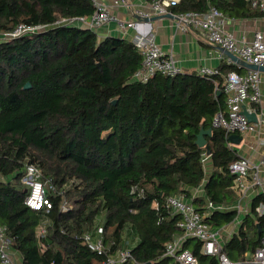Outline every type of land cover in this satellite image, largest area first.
Returning <instances> with one entry per match:
<instances>
[{
  "label": "trees",
  "instance_id": "obj_1",
  "mask_svg": "<svg viewBox=\"0 0 264 264\" xmlns=\"http://www.w3.org/2000/svg\"><path fill=\"white\" fill-rule=\"evenodd\" d=\"M210 7L233 19L262 16L245 0H179L170 11ZM94 10L91 0H0V33L46 26L0 39V226L21 264H102L82 240L100 216L107 253L133 238L136 264H170L165 246L181 231L167 197L182 196L206 215L207 202L228 208L240 196L228 171L239 157L211 122L225 109L224 76L244 69L229 63L211 77L156 73L140 82L134 74L141 56L130 41H99L98 29L56 23ZM26 83L30 88H23ZM201 129H211L204 136L208 155L196 144ZM26 165L38 168L41 181L57 192L65 187L68 211H60L62 197L47 188L48 212L24 205ZM201 185L204 194L193 196ZM260 202L264 194L252 199L223 245L232 262L246 264L264 237V221L255 212ZM225 208L210 211L204 222L213 230L230 224L237 213ZM43 219L50 225L40 236ZM183 248L198 264H217L194 239Z\"/></svg>",
  "mask_w": 264,
  "mask_h": 264
},
{
  "label": "built area",
  "instance_id": "obj_2",
  "mask_svg": "<svg viewBox=\"0 0 264 264\" xmlns=\"http://www.w3.org/2000/svg\"><path fill=\"white\" fill-rule=\"evenodd\" d=\"M245 1L249 2L251 8L258 9L264 14V0ZM178 2L179 0H151L147 13L135 11V15L143 22H126L115 19L106 5L93 0L92 5L95 10L90 16L70 19L60 18L56 23L62 25L75 24L95 31L114 21L121 33L132 29L135 34L129 41L141 56V67L134 74V78L140 82H146L156 73L166 76H174L179 73L172 54L162 51L155 42L154 36L145 29L144 20H148L149 15H167L174 19L175 27L179 31L197 30L209 44L216 46L219 50L223 49L247 64L264 67V29L255 31L250 39H246L244 36L236 38L232 32L225 28L227 17L216 8L210 7L202 13H171L170 8ZM45 27L29 28L19 26L12 32L0 33V39L17 38L32 30L43 31ZM228 61L232 62L230 59ZM236 66L240 68L238 65ZM197 74L201 77H211L217 75V71L216 69L201 67ZM223 80L226 95L225 109L219 110L215 114L211 126L222 129L227 137L231 134H255L260 149L258 163H252L248 158L239 157L228 166V171L236 176L238 188L246 189L244 179L250 178L251 186L257 189L258 194H264V182L260 177V166H264V108L260 106L259 72L248 70L240 74L236 71H229ZM246 102L258 106L257 109L246 108L248 113L255 114V122H249L242 114V108ZM41 177L42 174L38 168L33 165L25 166L24 174L21 177V183L27 189L24 205L33 211L43 210L48 212L52 205L46 194L47 188L62 197L59 206L60 211H68L70 205L63 196L65 187L57 192L51 183L44 184ZM165 206L171 210L173 215L179 216L176 226L181 231L179 237L174 238L165 246L163 257L170 259V264H198L197 258L189 250L183 248L185 241L188 239L200 242L202 254L215 258L217 264H238L232 262L222 251L223 244L219 241L218 234L204 222V217L207 215L200 213L191 202L186 201L182 196L175 195L166 198ZM224 208L213 205L211 202H207L205 207L207 214L210 211ZM236 208L238 213L239 203H237ZM255 212L257 217L264 221V202L258 204ZM94 224L92 230L82 236V240L90 251L103 257L102 264H136L131 254L132 248L129 246L107 253L108 249L106 250L103 240L102 217H98ZM45 231V228L40 225L39 235L44 236ZM245 263L264 264V237L254 250L251 259ZM0 264H21L15 258V252L10 248L9 239L5 228L2 226H0Z\"/></svg>",
  "mask_w": 264,
  "mask_h": 264
},
{
  "label": "crops",
  "instance_id": "obj_3",
  "mask_svg": "<svg viewBox=\"0 0 264 264\" xmlns=\"http://www.w3.org/2000/svg\"><path fill=\"white\" fill-rule=\"evenodd\" d=\"M94 1L106 5L109 8L110 14L115 19L126 22H143L142 19L135 15V11L147 13L151 2V0ZM149 17L150 18L148 20H144L145 29L154 36L155 42L162 51L172 54L175 59L176 66L179 69V73L197 74L201 67L216 69L221 64L232 63L228 61V58L216 46L209 44L199 31L190 29L186 32H181L175 27L174 19L167 15H149ZM225 28L232 32L236 38L244 36L246 39H250L255 31L264 29V14L262 13V16L260 17L243 19H233L227 17ZM134 34L135 33L132 29H129L125 33H121L116 27V23L114 21L107 23L96 31L99 41L109 37L123 38L129 41ZM243 69V73L248 71V69ZM259 79L261 91L260 106L264 108V70L259 71ZM244 107L250 109L258 108V106L256 107V105L251 104L250 102H246ZM238 135L241 138L240 143L238 145L230 144V146L236 151L237 156L248 158L252 163H258L260 158V149L257 145V138L255 134ZM204 162L207 163V165H210L209 159L205 158ZM207 168L210 169L209 166ZM260 177L264 182V166H260ZM244 181L247 188H238L240 190L238 200L234 205L225 208L226 210L231 209L236 211L237 203H239L240 209L238 213L236 211V217L230 224H226L214 230L218 234V237H221L223 243L219 238L218 239L223 245L236 233L242 219L250 212L252 199L256 195H259L257 189L251 186L250 178H245ZM202 185L192 191L193 196H202L204 194ZM206 215L208 216L209 214ZM40 225L46 230V228L50 225V222L47 219H43ZM39 233L40 228H38V234ZM179 236L180 235L176 237ZM136 243L137 239H128V246L130 248H133ZM15 258L20 261L17 253H15ZM247 261H244V263Z\"/></svg>",
  "mask_w": 264,
  "mask_h": 264
},
{
  "label": "water",
  "instance_id": "obj_4",
  "mask_svg": "<svg viewBox=\"0 0 264 264\" xmlns=\"http://www.w3.org/2000/svg\"><path fill=\"white\" fill-rule=\"evenodd\" d=\"M221 52L228 58L230 59L235 65H238L240 68H245V69H248V70H253V71H262L264 70V67H257L255 65H250V64H247L245 62H243L242 60H240L238 57L234 56L233 54L223 50V49H220ZM24 89H28L30 88V85L28 83H26L23 87ZM242 114L247 118V120L249 122H255L256 121V116L254 113H248L246 111V108L243 107L242 108ZM211 132V129H208V130H200L197 137H196V144L198 147H204L206 149V155L209 154V151L207 149V146L205 145L206 141L204 139V136L205 135H209ZM241 141V138L239 135H236V134H231L228 136V142L229 144H232V145H238ZM27 190H25L26 192ZM258 227V225H257ZM144 264H151L150 262H146Z\"/></svg>",
  "mask_w": 264,
  "mask_h": 264
},
{
  "label": "rangeland",
  "instance_id": "obj_5",
  "mask_svg": "<svg viewBox=\"0 0 264 264\" xmlns=\"http://www.w3.org/2000/svg\"><path fill=\"white\" fill-rule=\"evenodd\" d=\"M221 240V237H218ZM221 242L223 243V241L221 240Z\"/></svg>",
  "mask_w": 264,
  "mask_h": 264
}]
</instances>
